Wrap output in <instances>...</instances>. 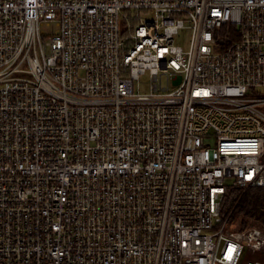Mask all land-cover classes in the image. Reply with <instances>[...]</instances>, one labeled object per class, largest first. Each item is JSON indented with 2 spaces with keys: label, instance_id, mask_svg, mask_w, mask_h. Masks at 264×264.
Here are the masks:
<instances>
[{
  "label": "built area",
  "instance_id": "built-area-1",
  "mask_svg": "<svg viewBox=\"0 0 264 264\" xmlns=\"http://www.w3.org/2000/svg\"><path fill=\"white\" fill-rule=\"evenodd\" d=\"M254 188L264 0H0V264H264Z\"/></svg>",
  "mask_w": 264,
  "mask_h": 264
},
{
  "label": "trees",
  "instance_id": "trees-1",
  "mask_svg": "<svg viewBox=\"0 0 264 264\" xmlns=\"http://www.w3.org/2000/svg\"><path fill=\"white\" fill-rule=\"evenodd\" d=\"M233 198L230 228L240 231L258 228L264 231V188L239 191Z\"/></svg>",
  "mask_w": 264,
  "mask_h": 264
},
{
  "label": "rangeland",
  "instance_id": "rangeland-1",
  "mask_svg": "<svg viewBox=\"0 0 264 264\" xmlns=\"http://www.w3.org/2000/svg\"><path fill=\"white\" fill-rule=\"evenodd\" d=\"M142 19L147 18L149 15H140ZM121 29H123V26L121 25ZM176 43L183 48H187L189 44V33L187 30H181L179 36L176 38ZM149 77L148 75H143L139 78L138 81L135 82V88L139 87L141 92L146 93L149 90ZM202 144H205L206 146H213L214 145V138L212 135L206 136L203 139L195 140V146H201Z\"/></svg>",
  "mask_w": 264,
  "mask_h": 264
},
{
  "label": "bare ground",
  "instance_id": "bare-ground-1",
  "mask_svg": "<svg viewBox=\"0 0 264 264\" xmlns=\"http://www.w3.org/2000/svg\"><path fill=\"white\" fill-rule=\"evenodd\" d=\"M141 17V16H140Z\"/></svg>",
  "mask_w": 264,
  "mask_h": 264
}]
</instances>
